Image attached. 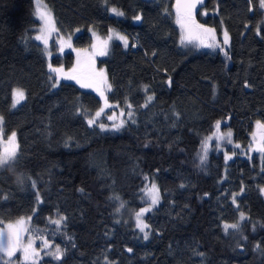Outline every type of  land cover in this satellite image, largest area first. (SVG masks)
I'll return each mask as SVG.
<instances>
[{
  "label": "trees",
  "instance_id": "trees-1",
  "mask_svg": "<svg viewBox=\"0 0 264 264\" xmlns=\"http://www.w3.org/2000/svg\"><path fill=\"white\" fill-rule=\"evenodd\" d=\"M42 1L55 19L49 61L34 40L33 0H0V117L3 138L15 132L18 146L15 161L0 169V221L29 218L27 233L61 248V260L43 264H264V159L247 150L253 124H264L259 0H203L195 20L226 29L224 56L181 49L174 0ZM111 29L129 38L127 50L109 44ZM92 32L107 101L136 112L116 135L87 124L101 106L94 93L72 81L52 86L49 65L74 64L60 51L62 37L90 48ZM13 89L26 95L17 109ZM225 130L243 152L227 148V161L222 152L202 153L203 138ZM150 182L161 202L144 216L146 241L124 222L122 205L141 208L140 190ZM61 216L59 226L51 223ZM232 224L239 227L224 228Z\"/></svg>",
  "mask_w": 264,
  "mask_h": 264
},
{
  "label": "rangeland",
  "instance_id": "rangeland-1",
  "mask_svg": "<svg viewBox=\"0 0 264 264\" xmlns=\"http://www.w3.org/2000/svg\"><path fill=\"white\" fill-rule=\"evenodd\" d=\"M33 3H34V9H35L34 19L38 21V26L36 28L37 32H36V35L34 36V40L38 41L42 45L43 51H45V57L47 61H49L51 54H52V52L50 51V41H51L50 40V34H51L50 28H55V19H53L50 8H48L47 5H45V3L42 0H33ZM38 8H39V11H38ZM112 9H116V8H112ZM116 10L120 12L118 9ZM40 13H50V17H46V19H41ZM112 13L114 16L118 18H122V15H116L113 11ZM192 15H193V18L195 19V14H192ZM196 23L201 25L198 22ZM174 24H176L179 29V35H180L179 44L181 45L182 50H187V48H194L196 50H202V51H207V52L209 51L216 52L220 50L221 54L224 56L223 52L230 47V43H229L230 38H229L228 32H227L228 43L224 44V39H225L224 33L226 32V29L224 27H221L219 32H217L215 29L209 26L206 27L202 25L204 29H211L212 32L204 33L202 29L194 30L192 33L191 42H189V31L187 28L182 29L180 24L177 23V13L176 12H175V17H174ZM91 35L94 38V41L91 47L90 48H80V49H77L73 46L71 35L62 37L61 43H60V51L63 53L71 52L74 56V60H73L74 64L70 68H64L61 66V68L59 69H62V72L60 73L54 72L55 82H56L57 76H59L58 85L60 84V81H69V82L72 81L78 86L80 90L94 93L99 98L101 102V106L98 110L92 113L91 116L86 118L87 124H89L88 123L89 119L94 118L95 123L91 125V127H94V126L97 127L100 130V132L104 134L108 133V134L116 135V133L123 130L127 122L134 121L136 112L131 107H129V104H126L124 107H121L118 105H115V106L111 105L110 102L107 101V104L110 106L108 107L105 106V100H107V95L110 92L109 91L110 90L109 81L107 79L106 70L104 69V67L97 66L96 60H94L91 57V55L93 54L92 48L93 46H95L97 42V37H96L95 32H92ZM37 37H40V39H37ZM119 37H124L127 41V44H125V41L120 39ZM108 38L110 41L109 43L110 45L112 44V42H117L125 50L128 49L129 38L123 32L121 33L115 29H111L109 31ZM201 41H203V43H201ZM205 44H211L213 46L207 47V46H204ZM135 46H136V43L134 42L131 47L134 49ZM221 49H223V51ZM104 54H106V52ZM101 72H102V75H98ZM65 74L74 75L78 79H80L82 82L91 84L92 86L91 87H81L80 84L77 83L75 79H64ZM144 90L146 91V88H144ZM101 91L104 93V98H102L100 95ZM146 100L147 102H149L148 97L146 98ZM23 101H21L18 105H20ZM18 105L14 108L12 107V109H17ZM11 106H12V103H11ZM102 108H103V112L100 114V116L97 117L96 113L100 111V109ZM129 112L132 113L131 116H129ZM121 122L123 123L121 124ZM101 124L105 126L103 130L100 127ZM114 125H121V126L119 128H115ZM257 127H258L257 122H255L252 126L253 130L250 135L251 144L247 150L249 151V154L251 155L257 154L258 157L262 160L264 159V153L259 151V149L261 147H264V131L258 132ZM0 128H2V125H0ZM228 133H231L230 138L228 137ZM219 137H223V138L221 139ZM203 141H204V144H207V147L205 148V145L202 147L203 149L202 153L205 152V155L207 156L211 154L213 151H216V152H222L224 154V157H226L227 155L228 157L231 158L229 152L227 151V148L234 150V152L235 151L241 152V153L243 152L241 147L240 146L237 147L238 144H236L232 140V132L230 130H225L223 132H216L212 138L204 137ZM7 143H8V138H3V128H2V136H0V151L4 149ZM15 146L18 147L16 136H15ZM17 154H18V149H17ZM229 159L225 158V161ZM153 185H155V183L150 182V183H146L144 187L141 188L140 197L142 198V202H143V205L141 206V208L131 211L129 209H126V205L123 204V208L126 210V213H124V217H122L124 219V222H131L134 229L138 232L141 238L146 241L149 239L148 229L145 228L144 232L140 231V229L137 227L136 214L140 212L141 209L150 208L151 210L145 212L143 216H141L140 218L142 222L146 224L144 216L148 213H151L153 210H155L157 206L159 205V203L161 202V196L159 195L158 187L155 185V190H156V193L158 194V202L155 205L152 204V196L150 195V190H152ZM261 188H264V187L259 188V192L261 193V196L264 200V192L260 191ZM38 203H40V200ZM23 219L26 221V223L23 225L25 230L21 237L20 246L17 248L14 256L12 257V263L18 262L19 264H43L47 261L56 263L57 260L53 259L52 256L49 255L48 253L54 252L55 249L59 246L53 244L52 242L48 241L44 237L34 236L32 234L27 233V228L29 226L28 223L30 219L26 217H23ZM18 220H14L13 222L0 223V230H3L5 233H7L6 225L9 223L15 224L16 221ZM241 221L242 220H240L239 223H241ZM145 232L148 233L147 239L144 238ZM29 241H31L32 248H34L36 252L39 254L34 261L32 259L25 261L24 259L23 248L27 247V245L29 244ZM45 241L47 242V245L45 244ZM17 256L19 257L18 260L15 259ZM8 259L9 258L6 255H4L3 253H0V263H4L5 261H8ZM109 264H112V263H109Z\"/></svg>",
  "mask_w": 264,
  "mask_h": 264
},
{
  "label": "snow or ice",
  "instance_id": "snow-or-ice-1",
  "mask_svg": "<svg viewBox=\"0 0 264 264\" xmlns=\"http://www.w3.org/2000/svg\"><path fill=\"white\" fill-rule=\"evenodd\" d=\"M196 2L198 3L199 0H196ZM260 3V7L264 8V0H259ZM249 4L252 5V0H249ZM196 7V3H185L183 5L180 4L179 0L177 3V23L180 24L182 29L187 28L189 31V42H191L192 39V33L194 30H200L202 29V31L204 33H211L212 30L211 29H204L202 25H199L196 23L195 19L193 18L192 15V9H194ZM184 9L183 13L181 12V9ZM250 11L253 10L252 7H250L249 9ZM39 11V8H38ZM112 11L116 14V15H123V13L118 12L116 9H112ZM46 17H50V13H40V18L41 19H46ZM137 20L140 19L139 16L136 17ZM55 30V29H53ZM224 44L228 43V34L227 32L224 33ZM120 39L125 41V44H127V41L124 37H119ZM37 39H40V37H37ZM46 43V41H45ZM201 43H203V41H201ZM204 46L207 47H211L213 45L211 44H205ZM223 51V49H221ZM50 71L55 72V73H60L62 72V69H58V68H52L51 65H49ZM98 75H102V72ZM51 78V77H50ZM64 79H75L77 83L80 84L81 87H91V84L88 83H84L82 82L80 79H78L76 76L74 75H69V74H65L64 75ZM59 83V76H57L56 78V82L53 83V87H56ZM247 86V85H246ZM146 87V86H145ZM110 88V86H109ZM100 95L102 98H104V93L101 91ZM25 99V93L22 89H13L12 91V107H16L21 101H23ZM152 99L151 96L148 97V100L150 101ZM105 106L108 107L110 105L107 104V100H105ZM129 107H131V105H129ZM103 112V108L100 109V111H98L96 113V116H100V114ZM132 113L129 112V116H131ZM111 119V117H110ZM2 121H3V117H0V125H2ZM89 125H93L95 123V119H89L88 120ZM123 122H121L122 124ZM219 124L220 122H217V128H219ZM257 125L261 128H264V124H261L259 121H257ZM121 125H114L115 128H119ZM101 129H104V125L101 124L100 125ZM0 136H2V128H0ZM15 136L16 133L13 132L11 134V136L8 137V143L7 145L4 147V149L2 151H0V169H3L5 166L13 163L16 159V155H17V147L15 146ZM228 137H231V133H228ZM219 138H223V137H219ZM207 147V144H205V148ZM237 147H239V145H237ZM259 151H261L262 153H264V147H261L259 149ZM226 159H229L230 157H228L226 155L225 157ZM204 157H201V160L203 161ZM22 183V181H21ZM33 187H35V183L33 182ZM244 189L241 188V192H243ZM261 192H264V188L260 189ZM150 195L152 196V204L155 205L158 202V194L156 193L155 190V185H153L152 190H150ZM239 195V194H237ZM6 198V197H5ZM37 201L39 202V194H37ZM235 199H233V203H235ZM123 206V205H122ZM150 208H146V209H141L140 212H138L136 214L137 217V227L140 229V231L144 232L145 228H147L148 226L146 224H144L142 222V220L140 219L141 216H143V214L147 211H150ZM240 219L243 220L245 219L244 213L240 214ZM64 220V217L61 216L59 219L56 220H52L51 223L59 226L61 224V222ZM0 223H3L2 221H0ZM26 223V221L21 218L20 220L16 221L15 224L9 223L6 225L7 228V233H5L3 230H0V253H3L4 255H6L9 259L8 261H5V264H12V257L14 256L17 248L20 246V241H21V237L22 234L24 232V227L23 225ZM233 228V229H237L239 227L238 224H232V225H225V228ZM144 238L147 239L148 238V233L145 232L144 233ZM45 244L47 245V242L45 241ZM257 248H259V245H257ZM24 251V259L25 261H28L29 259H32L33 261L36 259V257L39 255L36 250L34 248H32V244L31 241H29V244L27 245V247L23 248ZM128 251H131V249H128ZM49 255L52 256L53 259L59 261L62 259L63 256V252L62 250L57 247L55 249L54 252L48 253Z\"/></svg>",
  "mask_w": 264,
  "mask_h": 264
},
{
  "label": "water",
  "instance_id": "water-1",
  "mask_svg": "<svg viewBox=\"0 0 264 264\" xmlns=\"http://www.w3.org/2000/svg\"><path fill=\"white\" fill-rule=\"evenodd\" d=\"M180 4L183 5L185 3H196V7L194 9H192V14H196L197 11L200 10L202 4H203V0H199V2L197 3L196 0H179ZM174 3H175V11L177 13V3H178V0H174ZM184 9L182 8L181 9V12L183 13ZM257 130L258 132H263L264 131V128H261V127H257Z\"/></svg>",
  "mask_w": 264,
  "mask_h": 264
},
{
  "label": "crops",
  "instance_id": "crops-1",
  "mask_svg": "<svg viewBox=\"0 0 264 264\" xmlns=\"http://www.w3.org/2000/svg\"><path fill=\"white\" fill-rule=\"evenodd\" d=\"M173 3H174V1H173ZM174 9H175V3H174ZM176 12V11H175Z\"/></svg>",
  "mask_w": 264,
  "mask_h": 264
}]
</instances>
